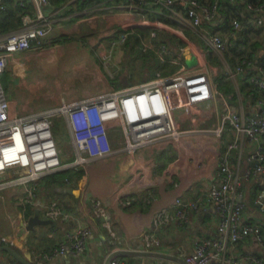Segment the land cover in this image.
<instances>
[{
	"label": "crops",
	"instance_id": "1",
	"mask_svg": "<svg viewBox=\"0 0 264 264\" xmlns=\"http://www.w3.org/2000/svg\"><path fill=\"white\" fill-rule=\"evenodd\" d=\"M6 1L15 11L14 17L10 16L15 27L6 33L23 27L22 24L16 27L19 15H28L33 19L38 12L52 27L41 45L32 42L28 50L15 53L7 69L0 74L10 113L14 117L54 110L75 99L114 89L97 55L108 51L106 48L116 40L120 42L116 37L120 32L138 35L140 47L144 50L147 49L143 40H147L152 33L159 34L160 42L156 43L187 45L189 50L183 54L187 65L194 62L196 53L209 65L208 54L214 52L209 49L206 39L214 34L229 35L227 30L218 26L222 21L221 14L213 22L197 28L187 19L180 4L169 10L150 5L144 9L130 5L129 0H48L41 6L28 0ZM21 2L25 5L21 6ZM163 17L175 23H166L161 19ZM249 23L253 29L248 33L246 47L250 54L247 57L251 60L248 73L254 74L264 67L261 62L264 57V24L255 26L253 21ZM148 52L152 54L150 64L154 63V59L160 62L152 51ZM235 65L227 67V75ZM248 73L239 74L235 79L226 76L224 83L230 86L219 91L244 116L258 117L264 92L256 91L248 84ZM241 142V148L232 152L230 164L242 192V222L260 225L262 240L249 236L234 246L229 245L223 259L213 260L210 264H230L232 258L238 259L240 264H264V211L256 203L257 195L264 186V171L254 172V163L249 160L252 152L259 146L264 147V141L256 143L242 136ZM70 143L69 140L68 145ZM163 151L169 152L173 159L162 168L158 157ZM163 151L150 156L151 159L148 153L141 152L135 157L99 160L86 170L51 173L36 183L33 202L24 206L17 202L22 194L20 187L3 190L0 192V243L4 241L16 246L22 255L30 253L33 264H105L110 255H114L112 259L128 264H184V258L193 252L198 241L219 237L217 225L220 216L215 205L204 203L199 210L189 213L186 222L174 221L164 226L154 224V215L162 208L174 212L177 198L183 202H206L212 184H220V176L216 167L181 174L180 166L185 162L182 155L173 148ZM65 157L69 155L63 156V159ZM110 161L115 162L114 167H119V170H112ZM140 168H144L148 176L161 175L167 169L171 171V177L157 189L155 201L150 204L143 200L146 195V190L141 188L143 185L134 181L133 176ZM63 172V176L57 175ZM172 181L179 182L178 189ZM131 196L136 200L125 205L126 199ZM91 198L103 201L112 217L113 227L122 237L121 244L112 245L109 242L110 236L103 224L106 220L94 215L88 204ZM53 204L69 217L51 220V224L37 225L34 230H28V220L35 214L50 220L46 212ZM81 227L89 231L84 251L78 255H53L54 248L66 241L68 233ZM146 234L158 238L160 244L147 248L144 242ZM247 256H254L260 262L244 259ZM13 259L0 252V264H14Z\"/></svg>",
	"mask_w": 264,
	"mask_h": 264
},
{
	"label": "built area",
	"instance_id": "2",
	"mask_svg": "<svg viewBox=\"0 0 264 264\" xmlns=\"http://www.w3.org/2000/svg\"><path fill=\"white\" fill-rule=\"evenodd\" d=\"M3 0L0 9L5 10ZM38 6L48 0H28ZM130 5L160 6L171 10L180 4L185 16L194 27L209 24L217 19L219 0H129ZM21 6L25 2L20 3ZM254 12L255 26L264 24V5L247 4ZM23 27L20 30L0 34V74L7 69L12 56L28 50L31 43L41 45L50 34V22L38 12L36 18L22 16ZM232 30L225 38L214 34L206 39L209 49L223 52L231 45V38L240 29L237 20L232 21ZM128 33L121 36L120 41L127 38ZM155 33L143 40V46L154 53L161 63L177 66L169 75L144 80L139 84L102 91L64 103L59 108L30 113L24 117H14L10 113L7 94L0 80V192L5 189L20 187L19 205L33 202L36 183L43 177L59 171L86 170L99 160L110 157H135L141 152L150 156L159 154L167 148L177 150L185 159L181 164V174L197 173L205 168L216 167L220 176V184H212L206 196V202H183L175 199L177 209L170 212L162 208L154 215L156 226H164L174 221L186 222L189 213L197 211L204 203H213L219 213L217 225L219 237L198 241L193 252L184 258V264H210L213 260H221L229 245H236L249 236L262 240V229L255 223H243L242 192L238 188L237 177L231 168L230 158L234 150L241 148V137L250 141H264V99L260 100L261 109L258 117L244 116L229 103L214 81L212 68L197 53L194 62L183 64V54L189 50L187 45L175 43H156L152 39ZM110 48L107 64L111 59ZM106 56L104 57V61ZM251 60L240 59L228 78L248 73ZM247 82L254 90L264 92V67L257 73H248ZM62 115L70 133L73 159L66 156L53 133L54 118ZM217 146V147H216ZM219 148H222L220 151ZM68 156V155H67ZM254 163V172L264 171V147L259 146L249 156ZM134 181L146 190L143 200L146 204L155 201L157 189L171 171L163 174L146 175L140 168L134 174ZM173 182V181H172ZM178 189L179 182H173ZM136 198L131 196L125 205L132 204ZM256 203L264 211V186L257 195ZM89 207L94 215L103 217L104 227L109 233L112 245L122 243L120 233L113 227L112 217L99 198L89 199ZM53 204L46 212L50 220L68 218L66 213L59 212ZM89 234L87 228H77L68 233L66 241L59 243L53 255H78L85 249ZM145 246L159 245L158 238L150 234L144 236ZM244 259L260 262L254 256ZM109 264H128L112 259ZM230 264H240L238 259H230Z\"/></svg>",
	"mask_w": 264,
	"mask_h": 264
},
{
	"label": "rangeland",
	"instance_id": "3",
	"mask_svg": "<svg viewBox=\"0 0 264 264\" xmlns=\"http://www.w3.org/2000/svg\"><path fill=\"white\" fill-rule=\"evenodd\" d=\"M148 23V22H147ZM182 35V34H181ZM223 38L226 37V34L221 35ZM122 36V35H121ZM121 36L118 39H121ZM126 40V39H125ZM115 41L113 42L108 49V51L103 53H98V58L101 61V66L107 71V76L109 83L114 87V89H119L121 87H128L131 85L139 84L140 82L147 79V77L155 78L159 76H165L169 75L172 72L175 71L176 67L175 65L169 64V63H161V62H155L151 63L149 61V58L152 57V54L148 52V50H144L140 45H136L133 48H131L130 40L126 41ZM111 48V59H109V64L103 65V63L107 62V57H109L108 53ZM131 48V49H130ZM106 56L104 61V57ZM211 56L217 57V59H212ZM209 58V66L212 68L214 72V81L216 83L218 90H223L224 88V79L227 75L226 70L228 69L230 65L227 62L226 57L224 56L223 52H214L208 54ZM224 63V65L222 64ZM183 64H188L186 61V58L183 60ZM222 64V65H221ZM225 67V68H224ZM111 74V75H110ZM3 84L5 85L4 80ZM4 87V86H3ZM5 89V87H4ZM9 103V100H8ZM12 105V104H11ZM64 117L62 115H58L54 118V127H53V133L57 137H59V140L61 141V144L66 151L67 155L69 157H65V160H72L73 155L72 153V144L70 143L68 145V141L70 140L69 132L67 127L64 124ZM110 166L112 165V170L116 167L115 162L110 161ZM119 170V167H117ZM114 169V170H117ZM111 170V168H109ZM136 186V184H135Z\"/></svg>",
	"mask_w": 264,
	"mask_h": 264
},
{
	"label": "trees",
	"instance_id": "4",
	"mask_svg": "<svg viewBox=\"0 0 264 264\" xmlns=\"http://www.w3.org/2000/svg\"><path fill=\"white\" fill-rule=\"evenodd\" d=\"M100 0H94V2H98ZM202 1H212V0H202ZM6 4L5 10L1 11L2 12V18L0 21V34L8 32L12 27H15L13 18L10 20V16L14 17L15 11L8 6V1H4ZM263 4L264 5V0H219V14L222 16V21L219 23V28H222L224 30H227L230 32L232 30V21L237 20L240 23V26L242 29L237 30L235 37L231 38V45L229 48L225 51H223L224 56L227 59V62L230 66H232L234 63H237L240 59L247 57L250 55L248 51L246 50V47L248 45V40L249 36L248 33L252 31L253 28H251L252 24L249 23L250 21H253L255 19V14L253 11L248 9L247 4ZM22 16V15H21ZM19 15V17L16 19L18 21V24H22V17ZM163 21L166 23H175L174 21H170L167 17L161 18ZM23 25V24H22ZM239 31V32H238ZM124 32H120V34H117L118 36H121ZM159 34L155 35V42H160L158 39ZM119 38V37H118ZM130 40L131 48H133L136 45H140V38L136 34H129L125 40L128 41ZM130 48V49H131ZM212 59H217V57L211 56ZM263 65H264V57L261 59ZM219 61V60H218ZM155 63V62H154ZM228 84L224 83V88L223 90L228 89ZM231 89H229L230 91ZM159 162L161 163V167L163 168L168 162H170L173 159V156L170 155L169 152L163 151L161 153V156L158 157ZM65 172L63 173H58V176H63ZM1 244H6L4 241H1ZM10 245L14 250H16L19 254H22L20 250L11 244ZM5 253V252H1ZM7 254V253H5ZM14 264H21L17 260L13 259Z\"/></svg>",
	"mask_w": 264,
	"mask_h": 264
},
{
	"label": "water",
	"instance_id": "5",
	"mask_svg": "<svg viewBox=\"0 0 264 264\" xmlns=\"http://www.w3.org/2000/svg\"><path fill=\"white\" fill-rule=\"evenodd\" d=\"M170 149V148H167ZM51 220H44L39 217V214H35L34 216L30 217L27 224L28 230H34V227L37 225H46L51 224ZM0 252H5L9 256L13 257L15 260H17L21 264H33L31 254L25 253V254H19L16 250H14L10 245L8 244H1L0 243ZM114 255H110L106 261L105 264H109V262L112 260V257Z\"/></svg>",
	"mask_w": 264,
	"mask_h": 264
}]
</instances>
